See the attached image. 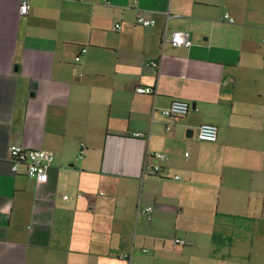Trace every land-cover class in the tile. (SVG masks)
<instances>
[{
  "label": "crops",
  "instance_id": "0c3cea01",
  "mask_svg": "<svg viewBox=\"0 0 264 264\" xmlns=\"http://www.w3.org/2000/svg\"><path fill=\"white\" fill-rule=\"evenodd\" d=\"M29 2L0 0V264H264V0ZM13 143L53 152L46 181Z\"/></svg>",
  "mask_w": 264,
  "mask_h": 264
},
{
  "label": "built area",
  "instance_id": "2783aa9c",
  "mask_svg": "<svg viewBox=\"0 0 264 264\" xmlns=\"http://www.w3.org/2000/svg\"><path fill=\"white\" fill-rule=\"evenodd\" d=\"M107 3L110 0H105ZM30 2L29 0H22V4L20 7V12L22 14H27L29 12ZM230 21H234V18L230 17L229 14L225 15ZM136 23L141 26H152L157 23L156 18L152 16H148L143 12H140L137 15ZM115 28L120 29L121 24L116 23ZM165 40H170L174 45L179 46H191L192 41L189 37V34L183 30H175L172 32L171 37H165ZM87 51V47L83 46L81 48V53L78 54L75 58L76 61L81 59V55ZM149 66H153L158 68L160 62L158 60H150L147 62ZM135 91L142 94H154L156 92V87L141 85L138 84L135 86ZM190 110V103L185 100L176 99L170 103L169 106L161 109V113L167 117H180L186 115ZM219 127L215 123H203L199 126L197 137L201 140L207 141H216L218 138ZM135 136H142L140 132H134ZM154 158L156 160H166L168 159L167 154L163 152H155L153 153ZM54 159V154L51 151L45 149H35V148H27L25 146L19 144H11L9 147V161L14 170H17L19 165L24 163L27 165V174L29 177L36 179L38 182H44L48 179V171L50 165ZM2 158L0 157V162ZM146 169L150 170L153 174L158 176L162 175V166L156 162H148L146 165ZM176 178H180V176H176ZM155 210L154 205H148L141 209L142 213H145L149 219L152 218V214ZM174 242L176 244H183L185 240L181 238H175ZM146 251V249H144ZM124 258H129L130 253H124L122 255Z\"/></svg>",
  "mask_w": 264,
  "mask_h": 264
}]
</instances>
